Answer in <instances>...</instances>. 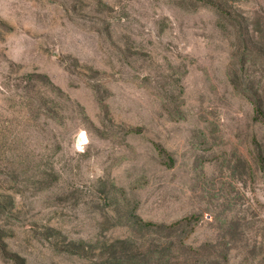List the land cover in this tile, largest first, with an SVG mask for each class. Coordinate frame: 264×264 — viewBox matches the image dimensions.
Instances as JSON below:
<instances>
[{
  "label": "rangeland",
  "instance_id": "1",
  "mask_svg": "<svg viewBox=\"0 0 264 264\" xmlns=\"http://www.w3.org/2000/svg\"><path fill=\"white\" fill-rule=\"evenodd\" d=\"M255 105L264 0H0V264H264Z\"/></svg>",
  "mask_w": 264,
  "mask_h": 264
},
{
  "label": "clouds",
  "instance_id": "2",
  "mask_svg": "<svg viewBox=\"0 0 264 264\" xmlns=\"http://www.w3.org/2000/svg\"><path fill=\"white\" fill-rule=\"evenodd\" d=\"M90 138L86 129H80L73 138V148L83 154L86 151Z\"/></svg>",
  "mask_w": 264,
  "mask_h": 264
},
{
  "label": "trees",
  "instance_id": "3",
  "mask_svg": "<svg viewBox=\"0 0 264 264\" xmlns=\"http://www.w3.org/2000/svg\"><path fill=\"white\" fill-rule=\"evenodd\" d=\"M254 110H255V114L257 115L258 119H261V120L263 119L264 120V110L262 109V107L259 106V105H255ZM193 220H194V218H185V219H183L181 221H177V222L169 225L168 228L173 229V228H176L179 225H182L184 222L190 223ZM144 225L148 226V227H157V225H155L153 223H150V222L144 223Z\"/></svg>",
  "mask_w": 264,
  "mask_h": 264
}]
</instances>
